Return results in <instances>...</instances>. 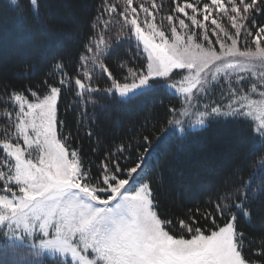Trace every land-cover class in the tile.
Returning <instances> with one entry per match:
<instances>
[{
    "label": "snow or ice",
    "instance_id": "obj_1",
    "mask_svg": "<svg viewBox=\"0 0 264 264\" xmlns=\"http://www.w3.org/2000/svg\"><path fill=\"white\" fill-rule=\"evenodd\" d=\"M28 3L33 4V0ZM126 3L130 7L121 10L110 0H101V11H119L129 29L138 25L144 31V38H137L138 32H129L136 56L143 62L139 69L120 61L116 67L122 74L117 77L105 63L104 90L99 84L94 89H81L79 85L73 89L76 80L85 75V54L91 55L97 48L98 34H93L83 45L79 57L83 67L75 66V77L63 59L53 58L38 88L0 86V109H8L0 117V264H44L49 258H55V264H214L213 258L222 247V229L229 222L235 225L236 214L225 209L236 208L243 215V203L220 207L221 193L216 203L209 202L216 208L215 215L210 208L205 217L211 227H193L198 223L192 217L188 221L166 217L160 211L153 181L142 177L147 176V161L153 151L149 137L144 136L135 146L113 145L116 151H107L93 168L91 160L82 157L83 149L71 147V133L63 132L65 122L59 118V102L65 90L77 98L87 92L91 103L105 112L106 98L129 103L166 87L175 89L180 79L177 74L185 69L157 74L160 58L195 66L198 52H207L209 44L217 51L225 39H235L244 59L264 62V23L259 19L264 17V0H173L170 14L162 16L159 23L155 17L163 5L146 7L144 0L138 7L132 6L133 0ZM37 6L33 5V12ZM221 14L233 31L218 23ZM17 18L21 22L24 19ZM209 20L210 25L205 23ZM209 28L215 41L210 40ZM194 29H203L199 38ZM122 41L117 40L115 46ZM113 51L114 47L107 44L99 55L106 58ZM34 70L40 72L41 68ZM53 74L55 80L50 83ZM86 78L90 82L91 77ZM209 78L207 87L193 89L191 98L183 96L179 106L166 109L173 117L168 123L178 129L176 138L184 139L188 128L196 125L243 121L250 138L261 148L254 153L253 163L264 169V116L257 118L250 108L264 103V71L259 72L257 83L250 89L244 87V75L211 78L209 74ZM41 86L43 92L38 90ZM250 93H258L260 98L253 99ZM87 135L91 139L94 133L89 131ZM102 139L97 137V144ZM141 148L144 151H136ZM92 151L99 154L103 145ZM235 251L243 258V245L237 243ZM258 255H264V250Z\"/></svg>",
    "mask_w": 264,
    "mask_h": 264
},
{
    "label": "trees",
    "instance_id": "obj_2",
    "mask_svg": "<svg viewBox=\"0 0 264 264\" xmlns=\"http://www.w3.org/2000/svg\"><path fill=\"white\" fill-rule=\"evenodd\" d=\"M35 1L38 6L33 12V5L28 0H17L15 5L12 0H0V86L7 84L22 89L32 85L38 88L43 72L52 66L53 58L63 59L68 72L75 77V66L82 65L79 57L83 53V45L93 34H98L97 48L91 55L85 54V75L76 80L73 89L80 83L81 89H94L99 84L104 90L107 84L103 78V72L107 71L103 67L105 63L117 77L122 74L116 67L120 61L133 63L137 69L142 66L143 62L136 56L134 38L129 34L133 33L132 28L127 27L119 11H101V0ZM127 2L130 3V0ZM172 2L144 0V6L151 8L152 3L163 5L162 12L157 10L155 17L159 23L162 16L166 18L170 14ZM110 3L121 10L130 7L126 0H110ZM140 3L141 0H133L132 6L138 7ZM18 16L24 18L22 22ZM259 19L264 23V17ZM217 20L233 31L222 14ZM164 23H168L166 19ZM186 23L190 22L186 20ZM205 23L210 25V20ZM194 31L198 32L199 38V32L203 29ZM209 32L210 40L215 41L210 28ZM125 35L128 39H123ZM105 39L107 44L114 47V51L102 58L99 52L107 47ZM117 40H123L119 46H115ZM228 45L222 44L216 52ZM207 47L212 49L211 44ZM216 47L219 48V45ZM227 65L218 63L211 78L244 75L247 78L243 82L244 87L250 89L252 83H257L259 72L264 71V64L261 63L239 72L228 71ZM35 67L41 68V71H35ZM252 73H257V76H252ZM177 75L179 81L186 76L185 71ZM88 76L91 77L90 82L86 78ZM54 80L55 74L50 83ZM128 82H131V77ZM209 83L211 79L196 89L207 87ZM38 90L43 92V86ZM192 94L193 90L177 94L165 88L148 97L137 96L129 103H117L106 98L107 110L101 112L91 103L92 97L87 92L77 98L73 92L65 90L59 102V118L65 122L63 132L71 133V147L83 149L82 157L90 159L93 168L107 151H116L113 145L130 143L135 146L138 142L142 143L144 136H148L153 151L147 161V176L142 174V177L153 181L160 211L174 221H188L192 217L198 223L193 227H211L205 217L210 208L212 214H216L212 204L216 203L221 193L224 195L220 196V207L243 203V215L236 208L225 209L236 214L233 226L235 245H243L242 259L245 262L264 264V255H258L264 250V169H258L253 163L254 153L261 148L258 142L250 138L248 126L243 121L228 124L209 122L206 126L188 128L187 136L182 140L177 139L178 129L168 123L173 117L167 115L166 109L172 105L179 106L183 96L191 98ZM250 95L253 99L260 98L258 93ZM250 108L257 118L264 116V103L251 105ZM7 111V108L0 109V117L6 115ZM82 112H86V115L82 116ZM89 131L94 133L91 139L87 135ZM97 137L103 138L100 142L103 151L94 154L93 147H100ZM136 151L142 152L144 149ZM44 264H55V258L46 259Z\"/></svg>",
    "mask_w": 264,
    "mask_h": 264
},
{
    "label": "rangeland",
    "instance_id": "obj_3",
    "mask_svg": "<svg viewBox=\"0 0 264 264\" xmlns=\"http://www.w3.org/2000/svg\"><path fill=\"white\" fill-rule=\"evenodd\" d=\"M35 2L36 1L33 0L32 5H34ZM132 23L135 24V21H132ZM132 32L139 33L137 38H144L145 36L144 31L139 29L138 25L135 28H132ZM225 43H229L230 46L228 45L220 52L213 51L210 48H208L207 52H198L195 60V66L192 64L180 63L179 61L172 60L171 58L165 59L161 57L159 61L160 67L157 74H166L171 72L173 68L185 69L183 71H185L186 76L183 80L179 81L177 86H175L176 90L172 87H166L171 92L184 94L196 89L201 83V85H204L207 81H209V74L211 77L212 71L214 67L218 66V63H228L226 68L230 72H239L241 69H247L249 66L257 63L264 64V62L254 63L244 59L237 51V45L234 40L227 41L225 39ZM209 65H211V67H209ZM152 74L153 73L150 70L149 75ZM78 85L81 87L80 83ZM123 87H129V85L126 84L123 85ZM195 127L201 126L196 125ZM220 236L222 239V247L213 258L214 264H247V262L242 259L241 254L235 251L236 245L234 242V229L232 223H229L222 229Z\"/></svg>",
    "mask_w": 264,
    "mask_h": 264
}]
</instances>
